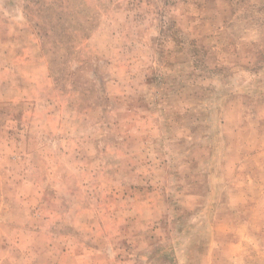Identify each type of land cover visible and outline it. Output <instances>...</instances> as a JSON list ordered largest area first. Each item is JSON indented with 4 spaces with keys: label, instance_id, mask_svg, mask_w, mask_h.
Returning a JSON list of instances; mask_svg holds the SVG:
<instances>
[{
    "label": "rangeland",
    "instance_id": "obj_1",
    "mask_svg": "<svg viewBox=\"0 0 264 264\" xmlns=\"http://www.w3.org/2000/svg\"><path fill=\"white\" fill-rule=\"evenodd\" d=\"M0 264H264V0H0Z\"/></svg>",
    "mask_w": 264,
    "mask_h": 264
}]
</instances>
